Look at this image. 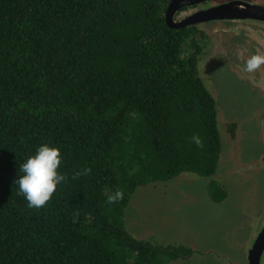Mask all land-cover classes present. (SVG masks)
Masks as SVG:
<instances>
[{
	"label": "trees",
	"instance_id": "obj_1",
	"mask_svg": "<svg viewBox=\"0 0 264 264\" xmlns=\"http://www.w3.org/2000/svg\"><path fill=\"white\" fill-rule=\"evenodd\" d=\"M167 2L0 0V264H169L192 253L134 236L124 218L138 185L212 175L220 156L216 101L197 72L202 31L168 26ZM45 143L61 149L68 180L29 208L15 181ZM117 190L124 198L109 204ZM207 190L226 195L214 179Z\"/></svg>",
	"mask_w": 264,
	"mask_h": 264
},
{
	"label": "rangeland",
	"instance_id": "obj_2",
	"mask_svg": "<svg viewBox=\"0 0 264 264\" xmlns=\"http://www.w3.org/2000/svg\"><path fill=\"white\" fill-rule=\"evenodd\" d=\"M220 56L210 64L200 53L197 66L216 101L221 149L215 173L182 171L166 181L138 185L125 208L126 226L134 236L192 249L169 264H248L247 250L260 228L251 219L264 209V169L257 167L264 152V127L257 117L262 99ZM228 120L237 125L233 139L225 127ZM210 179L225 188L221 201L208 195Z\"/></svg>",
	"mask_w": 264,
	"mask_h": 264
},
{
	"label": "flooded vegetation",
	"instance_id": "obj_3",
	"mask_svg": "<svg viewBox=\"0 0 264 264\" xmlns=\"http://www.w3.org/2000/svg\"><path fill=\"white\" fill-rule=\"evenodd\" d=\"M222 3L227 4L228 7V9L226 8V16L212 17L186 25H193L198 31H202V34H200L202 35L203 43L199 54L204 53L207 56V63L211 64L213 57L221 55L231 61L234 68L241 75H244L240 69L243 67L246 58L255 53L257 49L264 50V0H193L192 3L182 4L176 10L174 16L176 20H181L195 11ZM240 53H243L242 58L239 55ZM199 54L197 55V66L199 65ZM254 76V80L247 77L244 80L251 90L256 89L261 96V104L258 102L257 117L264 127V70L255 73ZM235 123L228 120V124L225 126L232 139L236 132L237 125ZM262 134L264 135V129ZM260 159L261 161L257 164V167L264 169V152H262ZM250 166L253 167V164ZM263 217L264 209L251 219L253 220V225H260L257 233L264 225ZM263 253L264 250L260 255L259 264H261ZM247 262L250 264L249 261Z\"/></svg>",
	"mask_w": 264,
	"mask_h": 264
},
{
	"label": "clouds",
	"instance_id": "obj_4",
	"mask_svg": "<svg viewBox=\"0 0 264 264\" xmlns=\"http://www.w3.org/2000/svg\"><path fill=\"white\" fill-rule=\"evenodd\" d=\"M241 58L243 53L239 54ZM264 70V50L257 49L244 61L243 67L240 69L242 75L240 78L255 79L254 74ZM193 142L203 147L200 137L193 136ZM62 164V153L58 146H51L47 143L39 146L35 154L29 156L26 161L21 164L19 179L15 181L18 184L19 193L22 194L27 201L29 208L45 207L57 191L58 186L62 182H67L68 177L61 174L59 169ZM90 171V169L88 170ZM81 174L75 173L72 177L76 179ZM124 198V193L117 190L114 194H110L107 198L109 204L116 203Z\"/></svg>",
	"mask_w": 264,
	"mask_h": 264
},
{
	"label": "water",
	"instance_id": "obj_5",
	"mask_svg": "<svg viewBox=\"0 0 264 264\" xmlns=\"http://www.w3.org/2000/svg\"><path fill=\"white\" fill-rule=\"evenodd\" d=\"M193 0H168L164 18L166 24L170 27H180L192 22L202 21L212 17H223L227 15V4L222 3L217 6H211L199 11H195L191 15L181 20H176L174 14L176 10L184 3H192ZM264 250V225L256 234L252 245L247 250V259L250 264H259L260 255Z\"/></svg>",
	"mask_w": 264,
	"mask_h": 264
}]
</instances>
